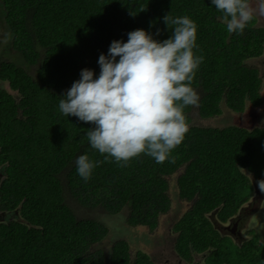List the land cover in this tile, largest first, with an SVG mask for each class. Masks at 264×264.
Returning <instances> with one entry per match:
<instances>
[{
	"label": "trees",
	"instance_id": "trees-1",
	"mask_svg": "<svg viewBox=\"0 0 264 264\" xmlns=\"http://www.w3.org/2000/svg\"><path fill=\"white\" fill-rule=\"evenodd\" d=\"M0 6L22 60L0 63V79L8 83L0 89V211H18L0 222V264H155L144 251L133 257L126 240L103 248L109 228L76 207L110 216L126 211L129 226L154 230L171 209L169 177L175 174L180 198L191 203L174 224L178 255L191 261L207 253L211 264H264L258 238L239 246L211 219L228 222L250 199L244 170L264 179V131L194 123L196 115L202 121L220 116L223 102L235 113L264 104L260 70L249 63L264 54V26L256 15L236 35L211 0H0ZM168 13L195 21L194 53L204 57L192 81L199 104L184 108L189 131L171 162L157 164L144 154L125 167L104 161L87 139L92 125L64 116L59 100L82 69L99 76V55L113 40L127 42L136 29H160L154 38H169ZM85 154L104 161L87 182L75 164Z\"/></svg>",
	"mask_w": 264,
	"mask_h": 264
},
{
	"label": "clouds",
	"instance_id": "clouds-1",
	"mask_svg": "<svg viewBox=\"0 0 264 264\" xmlns=\"http://www.w3.org/2000/svg\"><path fill=\"white\" fill-rule=\"evenodd\" d=\"M211 4L222 13L227 31L236 35H243L257 11L249 0H211ZM258 12L264 15V2ZM163 21L171 30L169 38L155 39L160 29L155 34L136 29L127 33V42L113 40L108 53L99 55V76L82 69L80 79L59 100L64 116L92 125L86 136L104 161L125 167L144 154L157 164L171 162L172 151L189 131L184 108L199 104L192 81L204 59L194 53L198 26L188 16L170 13ZM104 161L79 155L76 172L87 182ZM258 187L264 192V179Z\"/></svg>",
	"mask_w": 264,
	"mask_h": 264
},
{
	"label": "rangeland",
	"instance_id": "rangeland-1",
	"mask_svg": "<svg viewBox=\"0 0 264 264\" xmlns=\"http://www.w3.org/2000/svg\"><path fill=\"white\" fill-rule=\"evenodd\" d=\"M261 2H264V0H249L250 6L257 9L255 15L258 18V25L264 26V15L258 12ZM3 60H14L18 63H22L19 55L13 50L12 33L4 22V12L0 6V62ZM249 63L259 68L264 81V54L260 58L251 60ZM2 88L8 89V83L6 81H0V89ZM194 123L215 127L239 126L249 130L258 126L263 127L264 104L258 108L248 105L243 113H235L226 107L223 102L222 114L220 116L202 121V119L196 115ZM260 155L259 151V158ZM244 173L250 178L253 187V196L250 198V201L244 205L248 216L242 225V235L244 237L248 236L249 238L250 232L261 234V230H263L264 192H261L258 187L255 172L246 169ZM177 176L178 174L169 177L170 196L172 199L171 209L167 214L160 216L159 224L154 230H150L148 227L144 226H129L125 221L126 211L119 215L110 216L103 213L99 208L93 210L76 208L78 213L85 214L88 217H94L109 228L108 236L101 243L103 248L109 249L115 241L122 239L130 244V251L133 257L136 252L144 251L154 260L155 264H187L175 250L177 233L174 231V224L183 216L191 203L180 198L176 184ZM16 217L17 213L15 211L6 212L5 215H1L0 213V221L9 222V220ZM222 233L223 235L225 234L224 232ZM229 236L238 245H241L244 241L235 239V237L231 235ZM194 257L196 262H202V264H204L205 254H203V256L195 255ZM208 260L207 258L205 261L207 264L209 263Z\"/></svg>",
	"mask_w": 264,
	"mask_h": 264
},
{
	"label": "water",
	"instance_id": "water-1",
	"mask_svg": "<svg viewBox=\"0 0 264 264\" xmlns=\"http://www.w3.org/2000/svg\"><path fill=\"white\" fill-rule=\"evenodd\" d=\"M2 176H3V174H0V182L2 181ZM15 212L18 213L17 210ZM0 213H1V215L2 214L5 215L6 211H2ZM247 216H248V213H247V211H245V206L242 205L239 208L237 214H235L233 217H231L228 220V222H226V223L217 221L216 218L214 220V216H211V219H212V221L214 223L215 228L218 229L220 231V233L224 232L225 233L224 234L225 236L231 235V236L234 237L233 232L234 233L235 232H238V230H237V228L239 226L238 223H241L243 225L244 224V220L247 218ZM0 222H2V221H0ZM263 236H264V226H263Z\"/></svg>",
	"mask_w": 264,
	"mask_h": 264
},
{
	"label": "flooded vegetation",
	"instance_id": "flooded-vegetation-1",
	"mask_svg": "<svg viewBox=\"0 0 264 264\" xmlns=\"http://www.w3.org/2000/svg\"><path fill=\"white\" fill-rule=\"evenodd\" d=\"M261 57V56H260ZM2 62V61H1ZM0 62V63H1ZM262 77V76H261ZM262 80H263V78H262ZM0 81H3V80H1L0 79ZM263 87H264V81H263ZM262 94H263V96H264V93H263V90H262ZM262 106V105H261ZM261 106H259V107H261ZM258 108V107H257ZM256 128H259V129H262L263 131H264V126L263 127H260V126H258V127H256ZM254 129V128H253ZM0 174H3V176H2V178H4V176H5V171H4V167L2 166V165H0ZM2 182V181H1ZM1 182H0V184H1ZM252 191H253V189H252ZM253 196V194L251 195V197ZM250 197V198H251ZM250 200V199H249ZM248 200V201H249ZM248 201H246V202H248ZM246 202H244V204L243 205H245L246 204ZM239 224V226H238V228H237V230H238V232H233V235H234V237H235V239H238V240H244L243 242H245V241H247V240H252V239H259V243H263L264 244V236H263V233H262V231L263 230H261V234H258V233H253V232H250V237L248 238V236L247 237H244L243 235H242V224L241 223H238ZM263 226H264V224H263ZM263 228V227H262ZM246 238V239H245ZM240 246V245H239ZM203 254H205V259H204V264H207L205 261H206V259H207V256H208V254L207 253H201V254H196V255H202L203 256ZM183 260L187 263V264H202V262L201 263H199V262H196L195 261V257L191 260V261H188V260H185L184 258H183ZM208 264H211V263H208Z\"/></svg>",
	"mask_w": 264,
	"mask_h": 264
}]
</instances>
